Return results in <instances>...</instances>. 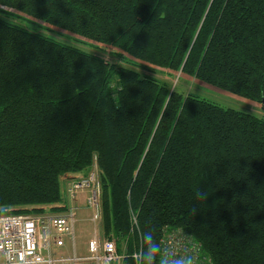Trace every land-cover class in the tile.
<instances>
[{"label":"trees","instance_id":"trees-1","mask_svg":"<svg viewBox=\"0 0 264 264\" xmlns=\"http://www.w3.org/2000/svg\"><path fill=\"white\" fill-rule=\"evenodd\" d=\"M175 72L264 102V0H0V214L62 212L95 161L123 264L164 227L264 264V117Z\"/></svg>","mask_w":264,"mask_h":264},{"label":"built area","instance_id":"built-area-1","mask_svg":"<svg viewBox=\"0 0 264 264\" xmlns=\"http://www.w3.org/2000/svg\"><path fill=\"white\" fill-rule=\"evenodd\" d=\"M84 203L91 210L92 237L88 242L89 255L56 254L54 247L63 246V236L73 240L77 201L84 195ZM0 264H123L124 252H118L116 239L102 228L99 173L94 161L90 170L69 180L64 189V210L60 213L0 214ZM133 226L136 217H131ZM159 243L162 248L177 254L188 251L196 264H211L189 235L179 229L164 227ZM138 251V250H137ZM131 254L132 259L137 253ZM135 262V261H134Z\"/></svg>","mask_w":264,"mask_h":264},{"label":"rangeland","instance_id":"rangeland-1","mask_svg":"<svg viewBox=\"0 0 264 264\" xmlns=\"http://www.w3.org/2000/svg\"><path fill=\"white\" fill-rule=\"evenodd\" d=\"M56 37L58 39H61L58 36ZM105 56L109 59H112V57L107 54ZM174 75L176 77L183 76L179 72H175ZM173 81H176V79L174 78ZM178 86L182 91H190L206 100L215 102L221 106L233 108L243 112H252L264 117V109L260 108L259 104H250L248 102H245L244 100H238L237 98L232 99L219 92L221 90L212 88V86L204 84L203 82H200L198 80H194L193 78H191V81L180 78L178 80ZM89 217L90 211L88 208L78 209L76 213L77 220L73 227V240L71 236L64 235L62 240L63 246L54 247L53 251L66 255L72 254L74 250L76 255L78 256H88L90 254L88 251V242L93 233L92 223Z\"/></svg>","mask_w":264,"mask_h":264},{"label":"clouds","instance_id":"clouds-1","mask_svg":"<svg viewBox=\"0 0 264 264\" xmlns=\"http://www.w3.org/2000/svg\"><path fill=\"white\" fill-rule=\"evenodd\" d=\"M0 219H3L0 216ZM141 247L137 251L135 264H196V259L185 250L181 254L161 247L151 231L141 233Z\"/></svg>","mask_w":264,"mask_h":264},{"label":"crops","instance_id":"crops-1","mask_svg":"<svg viewBox=\"0 0 264 264\" xmlns=\"http://www.w3.org/2000/svg\"><path fill=\"white\" fill-rule=\"evenodd\" d=\"M183 77L184 78H186V79H190L191 80V78L190 77H188V76H184L183 75ZM215 90V89H214ZM219 92H221L222 94H224V95H226V96H228V97H230V98H232V99H235V98H237L238 100H244L245 102H248V103H250V104H258V103H255V102H252V101H250V100H247V99H244V98H240V97H237V96H235V95H231V94H229V93H226V92H224V91H219ZM260 105V104H259ZM66 183H64V185H65ZM84 196H85V194L84 195H82L80 198H79V200L77 201V210H76V213H77V211H78V209H85V208H88L86 205H85V203H84ZM89 209V208H88ZM89 211H90V217H89V219L91 218V210L89 209ZM77 220V219H76ZM76 223V222H75ZM92 223V222H91ZM92 228H93V224H92ZM73 252L75 253V251L73 250ZM56 254H62V253H57V252H55ZM76 254V253H75ZM65 255V254H64ZM66 255H69V254H66ZM78 256V255H77ZM81 257V256H80Z\"/></svg>","mask_w":264,"mask_h":264},{"label":"water","instance_id":"water-1","mask_svg":"<svg viewBox=\"0 0 264 264\" xmlns=\"http://www.w3.org/2000/svg\"><path fill=\"white\" fill-rule=\"evenodd\" d=\"M260 108L264 109V102L261 101Z\"/></svg>","mask_w":264,"mask_h":264}]
</instances>
